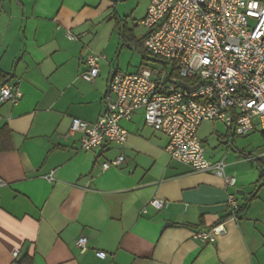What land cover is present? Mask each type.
I'll use <instances>...</instances> for the list:
<instances>
[{
    "label": "crops",
    "instance_id": "crops-1",
    "mask_svg": "<svg viewBox=\"0 0 264 264\" xmlns=\"http://www.w3.org/2000/svg\"><path fill=\"white\" fill-rule=\"evenodd\" d=\"M149 1L0 0V85L23 92L0 103V264H264V186L238 220L228 217L230 193L241 207L264 183L254 163L264 157L261 137L259 146H240L247 155L231 151L228 127L225 146H205L210 162L225 159L236 177L228 186L171 157L144 109L121 120L125 144L86 151L70 131L75 117L98 121L115 72L152 64L147 32L137 34ZM92 53L101 56L100 74L89 81L81 74ZM120 155L123 162L103 169ZM154 198L167 207L151 206ZM219 223L224 234L195 237Z\"/></svg>",
    "mask_w": 264,
    "mask_h": 264
},
{
    "label": "built area",
    "instance_id": "built-area-1",
    "mask_svg": "<svg viewBox=\"0 0 264 264\" xmlns=\"http://www.w3.org/2000/svg\"><path fill=\"white\" fill-rule=\"evenodd\" d=\"M139 24L147 32L144 45L152 64L135 73L115 72L104 113L94 123L73 118L71 133L80 136L86 151L106 142L125 144L129 132L121 120L144 109L146 125L167 137L165 150L171 157L195 171H213L235 186L225 159H208L198 130L205 121L222 122L237 135L264 130V0H150ZM100 58L94 53L85 57L88 70L83 78L93 81L99 76ZM22 96L17 85H0V103H16ZM124 159L120 155L102 167ZM46 178L52 181L53 172ZM150 205L162 210L168 202L154 198ZM228 205L230 218L238 220L235 193L229 194ZM225 232L219 223L195 237L207 240ZM86 241L79 238L77 245L84 247ZM96 254L106 257L102 251Z\"/></svg>",
    "mask_w": 264,
    "mask_h": 264
},
{
    "label": "rangeland",
    "instance_id": "rangeland-1",
    "mask_svg": "<svg viewBox=\"0 0 264 264\" xmlns=\"http://www.w3.org/2000/svg\"><path fill=\"white\" fill-rule=\"evenodd\" d=\"M145 31L146 30L143 26H138L137 34L139 36H143L145 34ZM143 66H150V64L146 62V63H143L142 67ZM130 71H134V69L133 70L131 69ZM226 130H227V126L221 122L205 121L200 128L199 135L201 137H204V136L207 137V142L205 143V146H214V143L218 146H225L224 140L220 136V133L223 134L226 132ZM254 135H257L264 140V138L262 137L261 129L257 128L255 132L250 133L248 135H236L235 137H233L232 144L230 145L234 146V148H232L231 151H233V153L238 155V154H241L240 152L244 153V148L240 146H259L261 138L257 140L254 137ZM206 152L208 155L209 151H206Z\"/></svg>",
    "mask_w": 264,
    "mask_h": 264
},
{
    "label": "trees",
    "instance_id": "trees-1",
    "mask_svg": "<svg viewBox=\"0 0 264 264\" xmlns=\"http://www.w3.org/2000/svg\"><path fill=\"white\" fill-rule=\"evenodd\" d=\"M119 22H120V20H119ZM126 33H127V32H125V34H124L125 37H127ZM142 44H143V46H144V39H143ZM144 47H145V46H144ZM144 47H143V50H142L143 52H145V50H146ZM261 131H262V137L264 138V130H261ZM229 133H230V135H232L233 137L236 136V134L233 133L231 129L229 130ZM240 153H241L242 155H247V154H244L243 152H240ZM254 163H255V165L258 167V169L260 170V181H264V157L256 158V159L254 160ZM261 186H264V183L261 184L260 186L256 187V189L253 191V193H251V196H250V198L247 200L246 205L241 206V207L238 208V210H237V212H236V214H237V216H238V219H239V217H240V214L243 213V212L246 210V207L249 205V203H251L254 199L257 198V196H258V192H259V189H260ZM230 215H231V214H229L228 217H230Z\"/></svg>",
    "mask_w": 264,
    "mask_h": 264
},
{
    "label": "water",
    "instance_id": "water-1",
    "mask_svg": "<svg viewBox=\"0 0 264 264\" xmlns=\"http://www.w3.org/2000/svg\"><path fill=\"white\" fill-rule=\"evenodd\" d=\"M180 85H181L182 87H184V88H189V86H188L186 83H184V82H181ZM197 87H198V86L193 87V88L195 89V88H197ZM237 193H241V194H242L243 192H242V191H241V192L237 191Z\"/></svg>",
    "mask_w": 264,
    "mask_h": 264
}]
</instances>
